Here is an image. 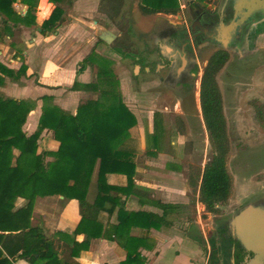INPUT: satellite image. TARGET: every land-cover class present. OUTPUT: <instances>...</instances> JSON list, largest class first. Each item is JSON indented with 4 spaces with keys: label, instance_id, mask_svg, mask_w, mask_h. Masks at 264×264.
Returning a JSON list of instances; mask_svg holds the SVG:
<instances>
[{
    "label": "trees",
    "instance_id": "1",
    "mask_svg": "<svg viewBox=\"0 0 264 264\" xmlns=\"http://www.w3.org/2000/svg\"><path fill=\"white\" fill-rule=\"evenodd\" d=\"M16 1L0 0V14L9 19L15 16V21L28 27L35 25L38 0H22L28 6L25 16L14 12ZM66 1L50 0L57 7L50 19L44 22L43 31L54 32L59 28L65 12L58 5ZM46 5L47 1L43 0V16L50 13ZM139 9L145 16H175L180 13L181 6L179 0H142ZM228 61L229 54L222 51L214 53L204 69L200 86L201 111L213 156L200 176L199 201L213 214L219 212L218 206L228 202L233 189V179L227 166L230 137L217 80ZM24 74V68L14 72L0 62V84L3 82L1 75L19 79ZM98 78L100 82L108 80L109 84L99 99L81 101L76 114L51 103L45 104L39 125L31 135H27L23 127L34 104L0 98V264H14L16 258L27 259L30 264H70L61 256L55 241L45 235L44 229L31 224L38 198L62 196L66 200L78 201L82 220L73 234L62 236L68 241L64 248L71 259L88 250L92 240L104 237L118 239L128 250V262L131 263L132 252L126 242L135 240L131 237L133 228L159 230L172 226L169 214L175 206L150 202L163 210L162 216L126 209L124 198L131 195L139 197L142 206L146 204L143 199L146 193L135 183L137 142L132 130L137 126V118L116 91L113 74L99 72ZM98 88L97 83H75L72 90L92 93ZM42 100L52 101L48 97ZM250 105L257 123L264 130V103L254 99ZM45 131L51 132L53 139L60 143L58 151L38 153L39 141ZM150 138L161 152L164 130L160 113L155 114L154 132ZM95 160L99 161L96 195L89 200ZM113 175L124 176L125 183L112 184L110 177ZM191 184L195 186L196 182L192 180ZM20 200L26 203L17 208ZM117 210L120 211L118 224L105 226L102 216L106 214L109 220ZM79 235H84L82 242L76 240ZM124 239L125 242L122 241Z\"/></svg>",
    "mask_w": 264,
    "mask_h": 264
},
{
    "label": "crops",
    "instance_id": "2",
    "mask_svg": "<svg viewBox=\"0 0 264 264\" xmlns=\"http://www.w3.org/2000/svg\"><path fill=\"white\" fill-rule=\"evenodd\" d=\"M46 1L51 6L49 15H42L43 0H38L36 24L30 27L15 21V16L9 19L0 14V62L14 72L25 69V74L19 79L1 75L3 82L0 84V98L35 103V108L30 112L23 127V131L27 135H31L39 125L44 106L43 97L51 98L53 104L64 111L76 114L81 101L99 99L102 90L109 88L108 80L100 82L98 78L99 72H112L109 70V65L106 66V58L107 60L119 58L125 67L129 68L132 66L131 61H134L136 65H134L132 80H128L127 77L128 67L122 70L125 76L121 80V97L124 104L137 118L139 137H134L135 128L132 130V135L137 142L135 183L139 190L146 193L143 198L146 204L142 206L139 197L131 195L124 198L126 209L148 211L162 216L163 210L150 202H160L175 206V208L169 214V220L172 222L171 227H162L159 230L142 228L131 230V237L135 240L126 242L132 252L130 259L133 262L131 263L128 262V250L118 239L104 237L92 240L88 250L82 251L74 259L70 258L69 252L64 248L68 241L62 236L63 234H73L82 220L77 200H66L62 196L38 198L33 207L32 226L42 227L45 235L55 241L61 256L70 264H238L242 259L240 255L243 248L236 237V227L232 226L230 221L243 206L252 204L263 197L250 201L251 195H245L244 199L236 201L235 192L232 189L227 204L218 206L217 214L208 212L199 201L201 180L198 184L194 180L196 185L193 186L192 179L187 178L182 172L183 169L177 164L173 154L177 143L172 139L168 140V131L164 122V140L160 144L162 151L159 152L156 149L154 142H149V136L154 132L155 114L160 113L164 120L162 113L159 111L152 113V125L148 127L145 125L146 115L144 112L133 108L136 106L129 102L132 96L137 103L144 102L145 98L138 92L130 94V86L134 85L133 77L137 87L141 86L138 76L141 71L143 73L145 67L147 72L144 75L150 80L142 83V91L147 93L146 100L150 99V102H154L157 98L159 79H155L156 77L148 72L151 62H144L142 58L134 59V56L125 51L124 54H119L112 50L114 46L111 45L112 43L106 44L97 37V29L102 27L99 26L98 17L101 14L100 5L103 0H67L65 3L59 4L58 6L65 12L64 21L54 32L43 31L44 22L50 19L57 7L50 0ZM72 8L76 12L75 16L69 13ZM13 10L16 15L25 16L28 6L23 4L22 0H17L13 4ZM155 15H158V20L175 19L173 15ZM177 19H180L179 16ZM90 20H92L91 23ZM93 30H95L94 33ZM108 30L117 36L115 39L117 40L119 36L117 32L113 29ZM157 46L155 51L159 57V39ZM83 47H90L96 55L105 48L103 52L107 57L98 55L101 58L100 66L102 65V68L104 66L105 69H95L91 64L88 65L89 63L85 62L88 58L82 55L81 48ZM153 67L154 65L152 69ZM75 83L83 85L97 83L99 88L92 93L73 91ZM199 83L201 86V79ZM180 100L181 98L177 102ZM180 112L178 116L184 118L186 129L189 130L187 119L192 118L191 114ZM199 119L207 132L202 111ZM59 147L60 143L53 139L52 133L45 131L39 141L40 150L38 153L56 152ZM160 162L163 164L160 165ZM98 163L99 161L95 160L91 188L88 192L89 200L94 199L90 197L93 189L95 190L93 197L96 195ZM159 165L161 168L158 167ZM110 181L112 184H123L126 178L113 175L110 177ZM196 186L197 191L194 194L193 187ZM25 203V200H20L16 206L20 208ZM233 209L234 211H232ZM220 212L224 213L223 216L230 215V217L225 223H221L218 228H215L213 218H222ZM258 213L256 207H251L245 215V221L252 220ZM119 218L120 211L117 210L109 220L104 214L102 221L105 226H108L107 224L116 226ZM211 235H213L212 239L209 238ZM83 239L84 235H79L76 238L79 242H82ZM122 241L125 242L126 239ZM14 264H30V262L24 258H16Z\"/></svg>",
    "mask_w": 264,
    "mask_h": 264
},
{
    "label": "rangeland",
    "instance_id": "3",
    "mask_svg": "<svg viewBox=\"0 0 264 264\" xmlns=\"http://www.w3.org/2000/svg\"><path fill=\"white\" fill-rule=\"evenodd\" d=\"M141 1L103 0L100 5L101 14L98 17L99 26L113 29L119 35L117 40L111 44L114 45L112 50L115 52L124 54L125 51L134 56V59L142 58L144 62H154L157 57L155 50L158 48L156 44H158L159 38V31L157 32L156 29L167 23L161 19L158 20V15H143L139 9ZM188 1L179 0L180 6H182L181 11L175 15L173 23L177 21V16L183 14V11L186 17H188L187 11L184 9L185 3ZM46 8L51 9V6L47 4ZM69 13L75 16L76 12L72 8ZM91 22L92 20H90ZM85 38L87 37L85 36ZM254 47L255 49H262L263 55L259 60L261 61V65L264 64V40L258 39ZM81 49L83 50V57L90 59L88 65L91 64L95 69L102 68V65L100 66L101 63L99 64L101 58L98 55L107 57L103 52L105 48L100 50V53H97L98 55L90 47H83ZM208 58L209 54H206L202 65L203 70L207 65ZM106 61L108 62V64L106 62V66L109 65V70L112 71L111 73L116 80V84L114 85L116 91L121 95V80L125 76L122 70L128 66L125 67V64L119 58L115 60H107L106 58ZM131 65L127 69L128 80H132L133 69L136 63L131 61ZM240 65L236 59L231 60L220 71L217 80L222 92L224 111L228 122L231 151L228 156L227 166L233 179L235 198L236 201H239L240 199H244L245 195H251L250 201H253L264 197V130L257 123L255 112L250 102L257 99L264 103V67L243 69L239 67ZM102 69H105V67L103 66ZM149 80L141 71L138 76L141 86L142 83ZM133 84L130 86V94L133 95L135 92H138L145 99H143L144 102L139 101L137 103L131 95L132 98L130 97L129 102L133 106H136L133 108L144 112V115H146L145 125L148 127L152 125V113L155 111L162 113L164 126L168 131L167 138L177 143L175 150H173L175 161L182 167L184 175L189 179L195 180L198 184L205 165L213 156L209 136L199 119L201 115L200 83L194 98L190 96L182 98L183 96H177L161 85L154 102H150V99L146 100L148 97L147 93L142 91L143 88L141 86L137 87L134 83V77ZM177 98H181V100L177 102ZM43 102L45 106V104H49L50 100ZM33 104L35 105V103ZM180 111L191 114L192 118L187 119L189 130L186 129L184 118L178 116ZM133 135L136 138L139 137L138 126L135 127ZM149 142H153L151 138ZM41 147L43 146L41 145ZM162 164L163 162H160V165ZM160 165L158 167L161 168ZM89 188H91V183ZM193 188L195 194L197 186ZM91 194L92 196L90 195V197L94 198V189L91 191ZM221 215L222 218H213L215 228H218L221 223H225L230 217V215L223 216L224 213L220 212ZM209 238L212 239L213 235Z\"/></svg>",
    "mask_w": 264,
    "mask_h": 264
},
{
    "label": "flooded vegetation",
    "instance_id": "4",
    "mask_svg": "<svg viewBox=\"0 0 264 264\" xmlns=\"http://www.w3.org/2000/svg\"><path fill=\"white\" fill-rule=\"evenodd\" d=\"M263 6L264 0H189L184 8L188 17L183 11L175 23L161 19L167 24L156 29L159 57L148 72L159 79V87L194 98L206 54L207 63L222 51L229 54L227 64L236 59L243 69L264 67L259 60L263 51L254 47L258 39L264 40Z\"/></svg>",
    "mask_w": 264,
    "mask_h": 264
},
{
    "label": "water",
    "instance_id": "5",
    "mask_svg": "<svg viewBox=\"0 0 264 264\" xmlns=\"http://www.w3.org/2000/svg\"><path fill=\"white\" fill-rule=\"evenodd\" d=\"M97 37L106 44H111L117 36L100 27L97 29ZM251 207H256L259 213L246 222L245 215ZM230 224L236 227V237L243 248L240 255L242 259L238 264H264V197L239 209Z\"/></svg>",
    "mask_w": 264,
    "mask_h": 264
}]
</instances>
